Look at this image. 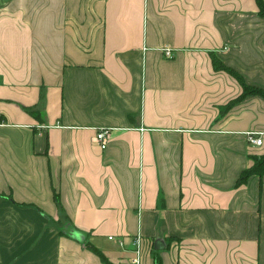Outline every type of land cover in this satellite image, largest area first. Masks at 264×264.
Wrapping results in <instances>:
<instances>
[{
    "label": "crops",
    "instance_id": "obj_1",
    "mask_svg": "<svg viewBox=\"0 0 264 264\" xmlns=\"http://www.w3.org/2000/svg\"><path fill=\"white\" fill-rule=\"evenodd\" d=\"M263 153L255 0H0V264H264Z\"/></svg>",
    "mask_w": 264,
    "mask_h": 264
},
{
    "label": "built area",
    "instance_id": "obj_2",
    "mask_svg": "<svg viewBox=\"0 0 264 264\" xmlns=\"http://www.w3.org/2000/svg\"><path fill=\"white\" fill-rule=\"evenodd\" d=\"M165 56L166 57H171V51L166 50L165 51ZM110 136V130L109 129H99L96 131V134L94 136V141L97 143V145L101 148L104 149L107 146L108 140ZM248 141L250 144L255 145V146H260L262 145V136L261 133H249L248 136ZM109 239H112V236L108 237ZM119 244H122L121 240H117ZM133 255L130 258V264H141V242H140V237L136 236L135 239L133 240Z\"/></svg>",
    "mask_w": 264,
    "mask_h": 264
},
{
    "label": "trees",
    "instance_id": "obj_3",
    "mask_svg": "<svg viewBox=\"0 0 264 264\" xmlns=\"http://www.w3.org/2000/svg\"><path fill=\"white\" fill-rule=\"evenodd\" d=\"M255 1L257 3V6H258L259 14L264 16V0H255ZM211 60H212L213 67L216 70H226L228 72L234 73V71L232 69H230L229 67H226L224 64H222L213 55L211 56ZM251 159L253 161L252 165L249 168H247V169H245L244 171L241 172V174L238 177L237 183L240 184V183L244 182L251 175H259V176L264 175V153L263 154H259V155H252ZM97 253L100 254L99 252H97ZM101 258H103L102 255H101ZM158 261L159 260L157 258V260L155 261L154 264H159Z\"/></svg>",
    "mask_w": 264,
    "mask_h": 264
}]
</instances>
